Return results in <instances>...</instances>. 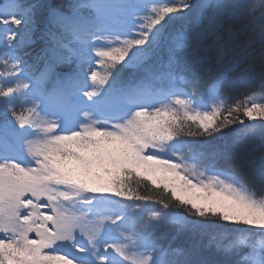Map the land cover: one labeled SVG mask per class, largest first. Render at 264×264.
I'll return each instance as SVG.
<instances>
[{
  "label": "snow or ice",
  "instance_id": "snow-or-ice-1",
  "mask_svg": "<svg viewBox=\"0 0 264 264\" xmlns=\"http://www.w3.org/2000/svg\"><path fill=\"white\" fill-rule=\"evenodd\" d=\"M0 264H264V0H0Z\"/></svg>",
  "mask_w": 264,
  "mask_h": 264
},
{
  "label": "trees",
  "instance_id": "trees-1",
  "mask_svg": "<svg viewBox=\"0 0 264 264\" xmlns=\"http://www.w3.org/2000/svg\"><path fill=\"white\" fill-rule=\"evenodd\" d=\"M46 2H48V3H55V4H59V5L66 6V5L70 4V3H72L73 0H46ZM40 24H41V28H43L44 27V21L42 19L40 21ZM38 50H39V48L37 47L36 51H38ZM101 74H103V73H101ZM260 151H261L260 147L257 146L256 151H255V155L257 157H259ZM256 179L258 181V179H259L258 175L256 176ZM140 190L143 191L144 189L141 188ZM165 240H166V242H170V243H173V244H180V243L183 242V239L181 237L176 236L174 233H169L168 237H166ZM255 240L257 242H259L260 237L257 235L255 237ZM246 246L247 245H245V247Z\"/></svg>",
  "mask_w": 264,
  "mask_h": 264
}]
</instances>
